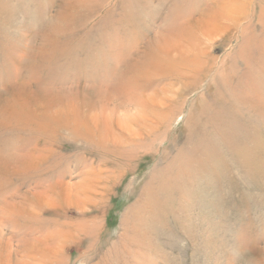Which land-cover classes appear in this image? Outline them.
Here are the masks:
<instances>
[{"label":"rangeland","instance_id":"rangeland-1","mask_svg":"<svg viewBox=\"0 0 264 264\" xmlns=\"http://www.w3.org/2000/svg\"><path fill=\"white\" fill-rule=\"evenodd\" d=\"M262 5L0 0V104L11 58L17 83H31L0 129V157L51 159L0 178V264H264ZM65 10L82 25L53 36ZM124 74L140 82L130 98L115 91ZM101 84L107 95L94 90ZM177 89L169 117L134 150L119 121L136 115L139 99L152 106Z\"/></svg>","mask_w":264,"mask_h":264},{"label":"bare ground","instance_id":"bare-ground-1","mask_svg":"<svg viewBox=\"0 0 264 264\" xmlns=\"http://www.w3.org/2000/svg\"><path fill=\"white\" fill-rule=\"evenodd\" d=\"M262 6H264V5H262ZM91 7H96V5L95 4H91ZM72 8H75V6L74 5L73 6H69V9L70 10ZM92 10H94V8ZM65 11H66V13H65ZM65 11H64V13H65L64 15L63 14H61V15L59 14L60 19H57V24L52 27V31L51 32H52V35L53 36H56L59 33L62 34V33H65L67 31H69L68 29H70L72 26L80 27L82 25L80 23L74 25L75 24V19H74L75 18V12L74 11H72L71 14H67V10H65ZM263 11H264V8L262 9L261 15L260 16L258 15V20H260V22L262 24H264V13H263ZM76 15H77V13H76ZM210 18H211V22H216V21L219 20V18L216 17L215 12L213 14V17H210ZM237 19H239V16H234V19L233 20H237ZM86 20H84V21H86ZM84 21H82V22H84ZM53 36L51 37V40L53 39ZM47 37L50 40V35H48ZM212 40H213V38H212ZM208 41L211 42L210 39ZM190 54L191 53L189 51H185V50L181 52L182 57L184 56L185 58H187V61H188V58H190ZM19 56L22 57V58L20 57L21 59L24 58V55L23 54L22 55H19ZM9 57H10V55H9ZM17 57L14 60L12 58L10 60V62L12 61V68H10V72L11 73H15V75L12 76L10 74V76H8L5 79V80L8 81L6 84L4 83L5 80H2L3 88H6L4 92L7 95V98L4 100L5 105L0 104V129H5V128H7L11 124L12 121H11V119L9 117L14 118V116L16 115L15 113L18 112L17 108L15 107L16 106L15 103L16 102H20L21 100L24 99V97H26L25 95L27 93H25L26 91H24V89H27L28 87L31 88V86H30L31 83L27 84V83L24 82L23 84H21V86L19 85L20 83H17V82H19V77H16V76L22 70L18 66V60L19 59L17 60ZM20 62L22 63V61H20ZM137 62H138V60L137 61H134L133 60L131 62L132 64L135 63V64L132 65L133 66L132 68H134L135 66H138L137 65L138 63ZM26 69L30 71L31 70V67L25 68L24 70H26ZM186 70L191 71V73L194 75V77L197 78L198 70H196V69L195 70L186 69ZM42 71L44 72L43 69H42ZM112 75H113V77H114V75L117 76V73H112ZM124 75L121 76V77H119L120 82H119V85L117 84V86H115V91L116 92H119V95L120 96L123 95L125 98H126V96H128L130 98V94L133 95L132 91H134V90H131V89H133L135 87H139V85H138L140 83L139 82V79L140 80L141 79H144V77L147 75V73H144V72L142 73L141 72L140 74H138L139 79L137 78V79H134V80H131V79H129V78L126 77L127 75H125V76ZM28 81L31 82V79L29 78ZM8 85H10L11 87H9ZM40 85L41 84L37 80L36 87L37 88L38 87H41ZM7 86L9 88H11V89L8 90L9 88ZM106 87L107 86L101 84L100 87L99 86H96V88H94V90H96V92L99 93L98 95H107V93H108L107 91L108 90H107ZM140 89H142V88H140ZM171 90H173V89H171ZM177 90H179V91L177 93H174L175 96H172V98L169 97L168 95L167 96H164L166 98L160 99L161 102H160L159 99H158V101H153L154 103H153L152 106H149V105L145 104L144 101H141V99H139L137 101L138 102L137 105L139 107H141V108H139V107L137 108L136 115L134 114L135 116L132 119H130L128 122H124V120L119 121V123H120L119 125H120L121 129L127 135V139H126L127 140V143H129V144H132V142L134 143L133 146H132L134 148V150H136L138 148H143V146H142V144L140 142L145 141V138H149L152 134H155V131L157 129L156 127L159 126V123L161 124V123L165 122L166 121V118L169 117V113H168V116H165V115H167V113H164L163 112V109L167 110L168 107L165 106V105H169L170 103L171 104L172 103L178 104V102H176V101L178 99V96L180 97L183 91H181V89H177ZM169 92L171 93V91H169ZM129 98H127V100L122 99L121 102L122 103H126V101H127V106H133L134 103H136V101H135L134 98H132L134 100H130ZM52 105H54V104H52ZM49 107H52V106H49ZM49 107H48V109H50ZM143 108L144 109L145 108H148L149 111L148 112H145V111L142 112L141 109H143ZM44 111L47 113V110H44ZM48 119H51V116H49ZM123 134L121 132V135L122 136L120 135V138H123L124 137ZM105 140L106 139L104 137H102L101 140L98 139V141H96V143L95 142H93V143H95L97 146H102L103 145V142ZM113 141H114V145H116L118 143L117 142V138H115ZM37 148L38 147L35 146V151L36 152H38ZM48 150H50L49 151L50 154L53 152L52 151L53 149H48ZM199 150H200V148H199ZM106 154H109L110 156H113V157H115L116 159H118L120 161H122V160L125 161V157H126L125 156L126 155L125 153H124L125 155H121V156H118V155L116 156V152L115 151H113L111 153H106ZM41 155H42L41 153L39 155L37 154L36 157L34 156V154H31V157H29V156L23 157V156H18V155H11V156H7V158H4V159H2L0 157L1 158L0 159V178L2 180H4V181L10 182L11 178H13L14 173L15 174L16 173L20 174V172L22 170H26V169H28V170L31 169V170H34V171H39L40 170V166L43 165L45 163V161L48 162L49 160H51V159H46V158L44 159ZM112 178L113 177H108L106 179H110L111 180ZM56 183L57 184H61L60 181H57ZM38 186L44 187V189L46 190V192L49 191L50 188L53 189V186H51V185H49V186H47V185L46 186L37 185V186H35L34 189H38L39 188ZM39 196H41V195H39ZM39 196H36L35 197L36 198L35 201L41 202V200H38ZM38 204L40 205V203H38ZM46 204H47L46 207L49 208V209L56 208V205L54 204L53 201H47ZM82 204L84 205L85 203L82 202V201H80V200H76V201L73 202V205L78 210H80V211H83L84 210L83 208H85ZM40 211L42 212V210H40ZM31 214H35V213H31ZM36 214L38 215L39 212H36ZM133 227H132V230H134ZM135 229H137V228H135ZM86 231L88 232L90 230L89 229H85V231L83 230V232H86Z\"/></svg>","mask_w":264,"mask_h":264}]
</instances>
